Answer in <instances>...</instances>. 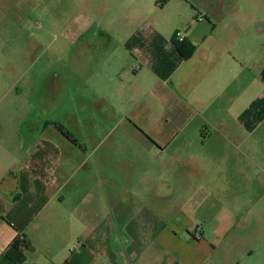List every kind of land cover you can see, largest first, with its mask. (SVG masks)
I'll return each instance as SVG.
<instances>
[{
	"label": "crops",
	"instance_id": "1",
	"mask_svg": "<svg viewBox=\"0 0 264 264\" xmlns=\"http://www.w3.org/2000/svg\"><path fill=\"white\" fill-rule=\"evenodd\" d=\"M155 1L145 8L159 12L160 25L182 31L195 46L188 59L172 39L162 45V54L150 42L120 44V52L113 50L106 60L114 73L99 64L90 78L77 75L85 87L91 81L98 95L99 115L92 122L79 112L77 121L67 124L34 105L26 118L16 120L24 112L15 105L22 94L0 104V264L244 260L241 243L250 236L206 235L201 224L210 218L206 201L191 210V196L182 201L180 193L192 190L183 189L177 178L228 175L217 163L234 147L242 159L238 186L256 193L254 204L264 202L256 179L264 174V0H169L163 7ZM144 75L152 76L153 84L143 83ZM125 88L134 89L132 102L140 112L146 111L151 91L161 108L155 135L149 136L146 121L117 115L118 106L129 102ZM9 93L0 89L1 103ZM106 108L109 113L102 116ZM55 125L70 132L77 145ZM136 127L147 129V136ZM83 128H91L88 135ZM117 129L121 135L114 136ZM195 140L205 151L187 146ZM170 149L175 168L167 173L174 182L163 185L162 163ZM194 160L202 162V171L186 167L185 161ZM244 160L253 167H245ZM19 235L23 248L16 243Z\"/></svg>",
	"mask_w": 264,
	"mask_h": 264
},
{
	"label": "rangeland",
	"instance_id": "2",
	"mask_svg": "<svg viewBox=\"0 0 264 264\" xmlns=\"http://www.w3.org/2000/svg\"><path fill=\"white\" fill-rule=\"evenodd\" d=\"M148 1L151 0H0V89L10 90L0 104L6 106L17 99L15 94H22L15 105L24 112L15 116L16 120L26 118L31 105H34L38 111L43 108L50 116L62 118L67 124H74L79 112L84 121L92 122L99 115L98 95L91 81L87 87L79 84L78 73L88 79L98 71L100 64L101 68L110 66L106 73L112 74L114 65L106 60L113 50L120 52V44L127 43V48H130V43L150 42L155 47L160 46L162 54L164 42L173 40L176 32H182L161 26L159 12L145 8ZM102 60L105 61L102 63ZM144 76L146 80L143 83L153 84L152 76ZM124 82L130 81L122 78ZM133 92V88L122 90L129 102L118 106L121 112L117 115L129 116L132 121L135 118L146 121L149 131L135 129L143 134V130H147L149 136H153L158 131L156 121L161 108L153 102L150 91L148 107L140 112L132 102ZM108 113L107 108L100 112L102 116ZM88 130L91 128L81 131L88 135ZM113 135H121V129ZM187 146L197 152L206 148L199 140L191 141ZM155 150L150 152L155 153ZM228 153L226 159L217 163L218 166L223 164L220 168L225 169L228 175L216 171L212 176V173L203 174L191 182L178 177L177 182L183 189L188 185L192 190L181 191L180 197L185 201L191 196V210L206 201L204 204L210 218L201 223L206 235L250 236L241 243V249L245 251L241 264L264 263V202L254 204L256 193H248L238 186L237 162L242 159L234 147H229ZM163 159L166 173L160 183L172 185V176L167 173L175 168L172 149ZM185 162L187 168L202 171V162ZM244 163L245 167H253L247 160ZM150 166L156 165L150 163ZM183 170L184 166L181 174ZM258 174L256 179L262 184L259 194H263L264 174ZM249 252L253 253L251 258L247 257Z\"/></svg>",
	"mask_w": 264,
	"mask_h": 264
},
{
	"label": "trees",
	"instance_id": "3",
	"mask_svg": "<svg viewBox=\"0 0 264 264\" xmlns=\"http://www.w3.org/2000/svg\"><path fill=\"white\" fill-rule=\"evenodd\" d=\"M169 0H156L155 5L158 7H163ZM173 43L175 45V48L177 52L180 54V56L183 59H188L194 52L195 46L184 41L182 43H178L173 38ZM56 129L60 132V134L69 142L77 145L76 139L72 136V134L68 131H66L63 127L59 125H55Z\"/></svg>",
	"mask_w": 264,
	"mask_h": 264
},
{
	"label": "built area",
	"instance_id": "4",
	"mask_svg": "<svg viewBox=\"0 0 264 264\" xmlns=\"http://www.w3.org/2000/svg\"><path fill=\"white\" fill-rule=\"evenodd\" d=\"M174 39L178 43H182L185 41V38L182 32H176L174 35ZM16 243H17V246H19V248H23L24 243H25L24 237L22 235H19L16 239Z\"/></svg>",
	"mask_w": 264,
	"mask_h": 264
}]
</instances>
